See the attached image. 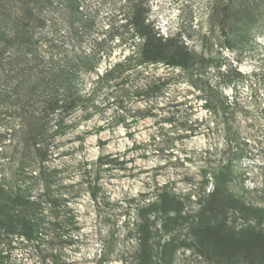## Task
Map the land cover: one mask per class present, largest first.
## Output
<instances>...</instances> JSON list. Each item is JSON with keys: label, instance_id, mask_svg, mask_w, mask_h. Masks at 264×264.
<instances>
[{"label": "rangeland", "instance_id": "rangeland-1", "mask_svg": "<svg viewBox=\"0 0 264 264\" xmlns=\"http://www.w3.org/2000/svg\"><path fill=\"white\" fill-rule=\"evenodd\" d=\"M143 5L144 0H80V15L69 19L58 11L52 17L57 22V38L66 43L77 40L86 51L100 49L108 55L102 62L104 68L107 60H118L116 53L123 58L131 54L129 40L135 49L136 35L147 36L139 47L149 57L156 46L152 36H156L143 25L150 11ZM183 8L181 30L188 43L159 38L162 44L182 45L186 58L169 57L137 66L132 61L126 78L111 81L87 105L92 116L80 120L83 112L76 113L74 129L53 140L54 154L59 156L47 166L62 170L71 196L78 195L67 203L76 223L70 233L72 241L61 248L66 264H121L123 225L132 221L141 194L167 182L186 194L203 171L221 168L222 189L236 201L225 209L226 227L233 233L244 230L240 237L220 242L222 258L232 264H264V58L251 34L264 19V0H185ZM66 21H74L72 33ZM134 21H142L140 25L148 31L135 32ZM220 48L238 51V55L224 57ZM173 50L162 49L166 55ZM244 53L255 63L244 65ZM153 82L159 87L157 93L148 98L136 96L138 89ZM90 84L86 79L85 92ZM222 96L235 102L227 121L221 115L215 117L208 107V101L215 103ZM134 111H139L136 122ZM123 113L127 115L124 122L108 126ZM202 141L214 146H201ZM101 155L116 157L117 163L101 168L100 184L107 199L93 204L80 184L79 164L94 162ZM47 240L14 239L4 248L8 261L48 264L51 248L57 247ZM107 241L112 252L100 260ZM174 264L206 263L181 249Z\"/></svg>", "mask_w": 264, "mask_h": 264}, {"label": "trees", "instance_id": "trees-1", "mask_svg": "<svg viewBox=\"0 0 264 264\" xmlns=\"http://www.w3.org/2000/svg\"><path fill=\"white\" fill-rule=\"evenodd\" d=\"M79 6L80 0H0V243L9 246L14 239L31 242L47 237L57 247L51 248L48 264H66L61 248L72 241L76 223L67 203L78 196H71L62 170L47 166L59 156L53 151L54 138L74 129L76 113L83 112L80 120L89 119L93 113L87 112V105L111 81L126 78L132 61L137 66L186 58L182 45L162 44L152 36L156 46L151 56L139 47L123 59L107 60L103 68L108 55L100 49L86 51L77 40L66 43L57 38L52 17L58 11L69 19L76 17ZM227 9L225 5L223 12ZM66 22L72 33L74 21ZM141 22L134 21L138 34L147 30ZM172 48L169 55L162 51ZM86 79L91 84L85 92ZM158 91L153 82L138 89L136 96L148 98ZM233 105L225 96L215 103L208 101L212 114L225 121L233 114ZM131 115L136 122L139 111ZM125 119L123 113L108 126L117 127ZM115 163L116 157L101 155L94 162L79 164L80 184L93 204L106 203L101 168ZM222 169L203 171L186 194L168 182L154 184L151 192L141 194L132 221L123 225L121 264H174L181 249L206 264H232L223 260L220 242L240 237L244 230L233 233L226 227L225 209L236 201L222 189ZM111 245L110 241L103 244L100 260L110 256ZM4 253L0 249V264H11Z\"/></svg>", "mask_w": 264, "mask_h": 264}, {"label": "clouds", "instance_id": "clouds-1", "mask_svg": "<svg viewBox=\"0 0 264 264\" xmlns=\"http://www.w3.org/2000/svg\"><path fill=\"white\" fill-rule=\"evenodd\" d=\"M184 2L185 0H144L143 6L146 9H150V11L145 13L143 25L150 28L156 37L159 38L160 36H163L165 41L171 38L180 43H188L184 32L181 30V25L185 21V16L183 15ZM121 3H125V0H121ZM251 34L255 38L253 44L256 45L260 57L264 58V19H261L260 24L252 29ZM146 40L147 36L142 37L136 35V48H131L132 41L129 40V50L132 52H138L139 46L143 45ZM219 52L222 53L224 57L228 58L236 57L238 55V51L229 52L226 48H220ZM248 55V53H244V57H241L244 65L255 63V61H251L247 58ZM116 58L118 60L123 59L119 53H116ZM16 126L19 127V123H17ZM201 146L212 148L214 145L202 141ZM193 159H195V157H193ZM5 245L6 241L0 243V249H4Z\"/></svg>", "mask_w": 264, "mask_h": 264}]
</instances>
